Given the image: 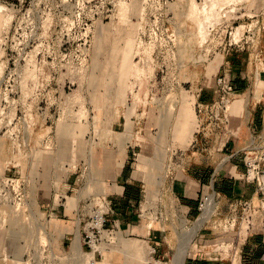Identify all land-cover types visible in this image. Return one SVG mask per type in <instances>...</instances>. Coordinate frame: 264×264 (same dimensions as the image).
Instances as JSON below:
<instances>
[{"label":"rangeland","instance_id":"obj_1","mask_svg":"<svg viewBox=\"0 0 264 264\" xmlns=\"http://www.w3.org/2000/svg\"><path fill=\"white\" fill-rule=\"evenodd\" d=\"M236 53L253 61L254 91L264 79V0H0V176L22 177L26 186L31 173L44 168L75 177L89 173L93 149L101 137H110L109 125L120 119L125 125L146 124L150 111L156 125H171L167 132L173 133L181 116L222 129L232 103L227 112L211 115L196 102L200 83L194 78ZM252 101H261L259 95ZM154 135L155 142L164 138ZM203 136L206 144L210 137ZM162 148L166 155L156 147L141 157L138 150L132 160L156 192L161 179L177 168L180 154L174 141ZM28 195L39 227L46 216H39L34 196ZM19 212L6 211L4 228L6 237L18 234L22 249L37 226L33 214ZM235 212L243 216L239 208ZM139 213L147 228L171 225L176 247L163 261L173 264L184 228H195L198 219L188 221L161 192ZM104 235L97 259L102 253L119 264H146L143 241L120 230L107 242ZM80 238L73 245L81 251ZM195 247L193 238L190 250ZM97 259L87 256L90 264H99Z\"/></svg>","mask_w":264,"mask_h":264},{"label":"crops","instance_id":"obj_2","mask_svg":"<svg viewBox=\"0 0 264 264\" xmlns=\"http://www.w3.org/2000/svg\"><path fill=\"white\" fill-rule=\"evenodd\" d=\"M252 64L253 61L236 53L227 57L226 62L212 65L194 78L200 83L197 89L202 105L210 104L219 97L217 78L220 75H226L234 85L229 123L220 130L210 124L188 123L181 116L173 133L167 132L171 125H156L155 115L150 111L146 124L125 125L120 119L109 125L110 137H101L97 142L91 155L89 173L82 172L75 177L53 168L31 173L25 187L27 193L34 196L39 214L49 219L53 248L63 253L77 240L89 212L86 203L93 196H102L110 207L104 240L110 241L113 238L110 235L118 230L124 231L129 238H151L158 242L156 256L159 259L171 257L176 247L171 225L160 222L147 228L146 222L140 218V207L161 192L166 199H171L188 221L193 222L199 216L198 201L216 172L213 181L217 192L216 205L194 237L196 247L190 250L186 264H264V210L259 208L261 197L256 186L245 181L243 154L238 153L253 133L264 128V79H259L254 91L250 89ZM256 95L261 101L250 105ZM156 132L164 137L158 142L153 140ZM201 132L210 137L206 144ZM172 141L180 147V154L176 156L177 168L165 175L164 182L161 179L156 192L154 185L141 177L138 164L135 165L132 160L138 150L141 157V154L154 152L156 147L166 155L168 150L162 147L169 146ZM206 145L212 148H203ZM217 161L218 164L223 162L221 168H216ZM243 199L251 200L256 207L248 228L247 223L241 220L242 216L235 212L237 208L242 211L239 202ZM164 204L168 206L166 202ZM6 234V228L0 230V252L4 247L12 254L18 253V234L10 233L9 237ZM218 234L233 242L234 253L232 250L228 256L218 255L214 243H211L217 238H207ZM111 259L101 253L97 261L99 264H119ZM0 264L3 263L0 261Z\"/></svg>","mask_w":264,"mask_h":264},{"label":"built area","instance_id":"obj_3","mask_svg":"<svg viewBox=\"0 0 264 264\" xmlns=\"http://www.w3.org/2000/svg\"><path fill=\"white\" fill-rule=\"evenodd\" d=\"M231 50L232 48H227L225 54H229ZM217 85L220 92L219 97L212 103L204 106L205 110L211 115L218 117L220 115V110L227 112L230 108V103H232L235 94V87L226 75H220L217 78ZM196 96L197 102L200 97L199 93ZM5 127L6 125H2V128ZM238 153L243 154V163L245 167L244 179L246 182L256 186L261 197V208L264 210V128L257 133H253L247 144H245ZM215 173L198 201L199 216L197 219L205 213L212 201L216 204L217 192L213 185L214 177H216ZM0 184H4L0 190V230L4 229L6 226L8 217L6 211L11 209H14L16 212L20 210L19 216L21 217H23V215H29V213H31V216L33 214V223L37 226L35 230L36 233L31 237V240L25 239L23 241L24 244H22L20 253L12 254L6 250L0 252V258L3 260V264H56L57 261L63 264L71 260L79 261L80 264H90L87 260V256L90 254H93L94 259H96V252H100L98 244L106 231V216L110 210L109 203L105 197L93 196L86 203L89 212L83 223V232L80 235L81 252L77 253L74 249V245L71 244L68 250L59 253L53 248L51 242L48 231L49 219L46 217V223L43 222L42 225L38 227L39 223H37L32 207L30 203H28L32 199L31 196L28 195L26 187L23 186V178L16 176H0ZM7 198H9V200H7ZM239 205L241 206L243 215L241 220L247 223L248 228L252 224L251 220L256 212V207L251 203V200L247 199L241 200ZM39 216L43 217V215L40 214ZM233 225L235 228L236 221L233 222ZM216 240L214 243L215 251H217L220 256L223 254L228 256L233 250V242L227 240L225 237L217 238ZM141 241L148 246L147 256L145 257L146 264H168L166 261L156 256L158 242L153 241L151 238H146ZM234 252L233 250V253Z\"/></svg>","mask_w":264,"mask_h":264},{"label":"bare ground","instance_id":"obj_4","mask_svg":"<svg viewBox=\"0 0 264 264\" xmlns=\"http://www.w3.org/2000/svg\"><path fill=\"white\" fill-rule=\"evenodd\" d=\"M215 204L213 201L210 203L208 209L205 211V213L196 221V227L195 228H184V235L182 236L180 240V246L179 250L176 253V255L173 258V264H185V259L190 253V247L192 244V240L194 236L197 234L198 230L200 227L205 223V221L209 218L211 215L210 212L213 210L214 211ZM209 216L207 217V215ZM77 253H80V250H77L76 243L74 244Z\"/></svg>","mask_w":264,"mask_h":264}]
</instances>
